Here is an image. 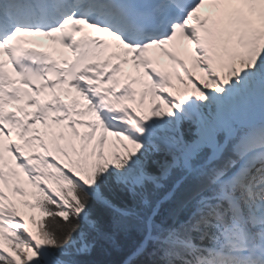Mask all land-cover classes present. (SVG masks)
I'll return each mask as SVG.
<instances>
[{
  "label": "snow or ice",
  "instance_id": "1",
  "mask_svg": "<svg viewBox=\"0 0 264 264\" xmlns=\"http://www.w3.org/2000/svg\"><path fill=\"white\" fill-rule=\"evenodd\" d=\"M121 234L264 264V0H0V264Z\"/></svg>",
  "mask_w": 264,
  "mask_h": 264
},
{
  "label": "trees",
  "instance_id": "2",
  "mask_svg": "<svg viewBox=\"0 0 264 264\" xmlns=\"http://www.w3.org/2000/svg\"><path fill=\"white\" fill-rule=\"evenodd\" d=\"M119 204L120 201L118 200ZM135 237L118 235L116 246L111 243L103 242L95 246L93 251L81 257L84 264H122L132 250Z\"/></svg>",
  "mask_w": 264,
  "mask_h": 264
},
{
  "label": "bare ground",
  "instance_id": "3",
  "mask_svg": "<svg viewBox=\"0 0 264 264\" xmlns=\"http://www.w3.org/2000/svg\"><path fill=\"white\" fill-rule=\"evenodd\" d=\"M85 130V129H84Z\"/></svg>",
  "mask_w": 264,
  "mask_h": 264
}]
</instances>
